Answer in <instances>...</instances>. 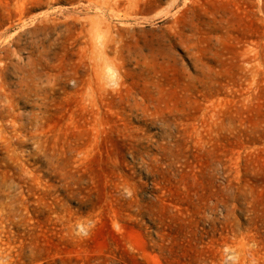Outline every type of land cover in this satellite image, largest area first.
Returning <instances> with one entry per match:
<instances>
[{
  "label": "rangeland",
  "instance_id": "1",
  "mask_svg": "<svg viewBox=\"0 0 264 264\" xmlns=\"http://www.w3.org/2000/svg\"><path fill=\"white\" fill-rule=\"evenodd\" d=\"M0 264H264V0H0Z\"/></svg>",
  "mask_w": 264,
  "mask_h": 264
}]
</instances>
